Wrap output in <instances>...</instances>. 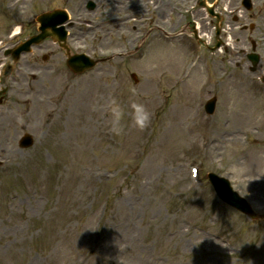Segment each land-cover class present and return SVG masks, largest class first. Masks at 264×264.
<instances>
[{"label": "rangeland", "instance_id": "1", "mask_svg": "<svg viewBox=\"0 0 264 264\" xmlns=\"http://www.w3.org/2000/svg\"><path fill=\"white\" fill-rule=\"evenodd\" d=\"M202 1L118 0L109 8L110 0H0V73L5 50L35 35L36 18L55 10L70 15L72 54L102 61L75 76L65 51L46 40L22 57L7 81L0 115H12L18 126L0 148V264H264L263 108L244 147L225 145V153L217 147L214 160L200 147L210 128L230 132L229 88L201 84L198 73L188 85L180 81L189 43L188 59L219 60L222 77L240 78L245 64L252 75L261 70L253 80L264 101L258 26L264 0H251L250 11L243 0H205L222 18L218 36L217 19ZM230 44L241 46L240 64L226 55ZM160 49L179 54L178 65L153 70L146 59L137 65ZM211 98H217L216 112L207 116ZM113 101L122 112L120 135L110 131ZM133 103L150 113L143 130L133 123ZM240 122L239 128L249 127ZM191 129L202 135L200 143L187 135ZM26 134L34 139L30 149L19 146ZM237 158L247 169L234 167ZM250 160L260 167L248 169ZM210 173L227 178L258 220L219 202Z\"/></svg>", "mask_w": 264, "mask_h": 264}, {"label": "bare ground", "instance_id": "2", "mask_svg": "<svg viewBox=\"0 0 264 264\" xmlns=\"http://www.w3.org/2000/svg\"><path fill=\"white\" fill-rule=\"evenodd\" d=\"M118 0H110L109 2V8H111L112 3H116ZM174 8V7H173ZM115 10V8H114ZM188 14L192 15V12H188ZM198 18L201 17V14L197 16ZM125 24H129L130 22L127 20H124ZM201 25V24H200ZM199 25V26H200ZM258 26L261 29L262 37L264 38V18L260 17L258 19ZM207 27L205 25H202L200 27V36L206 37L207 34ZM186 46L185 48V56H184V62L181 67V75L183 78H181V83L185 85H188L189 82L193 79L195 73L200 74L201 76V84L206 83L207 86H212L213 88L221 87L222 90L228 86V98H229V109L225 113V116L229 118L228 126H226V130H229L230 132H225L226 134L220 130V127L217 128H210L207 130V138L205 139L203 143V147L205 150V153L211 157L212 159L218 158V155L220 154L219 150L217 151V147L220 149L222 153H225L224 146H241L244 147V142L247 139L248 136L252 133V128H256V126L260 123L259 119L261 118L262 114L257 117L256 110L260 108L262 112L264 111V105H263V99H261L259 96H257L258 91L256 84L253 82V79H255L258 76L263 75L262 71L256 72L255 74L249 73V64H245L243 66V70L240 73V78L233 77V79L229 76L222 77V72H224V67H222L219 63V60L215 59L213 61V64L208 63V61H205L204 59L197 58L195 61H192L191 59H188V50L191 49V46L189 43L184 44ZM169 47L175 48L173 44H169ZM241 46L234 47L233 45H225L226 55L230 54V60L232 62L238 61L240 64V60L236 56V52L239 51ZM245 50V49H244ZM146 52V51H145ZM184 52V50H182ZM173 52H163V50L160 49V51L153 50L151 53L146 57H141L140 60L137 62V65H140V62L143 63L145 60V66L156 70L161 66V64H167L171 63L176 64L175 67L180 62L179 54H176V56H171ZM217 58V57H216ZM189 62V63H187ZM238 64V65H239ZM144 65V64H143ZM146 67V68H147ZM239 67V66H237ZM145 68V67H143ZM40 72L37 73L36 76H39ZM51 75V73L47 74ZM216 80L214 83L210 84V80ZM251 79V80H250ZM187 81V82H186ZM183 86V87H184ZM262 100V101H261ZM188 118L191 119L192 123L195 125H200L199 120L197 116L194 114L188 115ZM24 121H27L29 119V109L25 110ZM244 123V125L249 127L239 128L238 123ZM257 123V124H256ZM18 126L17 122L15 121L14 117L12 115L4 114L0 115V148L2 147L3 143L11 142L12 141V131ZM224 126V127H225ZM259 127V126H258ZM206 134V133H204ZM187 135L193 137L194 141L197 143L201 142L202 135L199 137V134L193 131V129L189 130ZM224 149H223V148ZM13 148L8 150V154H10L12 159V156L14 155V151H12ZM223 149V151H222ZM246 150V149H244ZM247 154H245L246 156ZM239 158L235 160L234 167L238 168V166H242L247 169V164L243 161H241ZM13 160V159H12ZM250 164L248 166V169L256 170L260 167L261 163L257 160H250Z\"/></svg>", "mask_w": 264, "mask_h": 264}, {"label": "water", "instance_id": "3", "mask_svg": "<svg viewBox=\"0 0 264 264\" xmlns=\"http://www.w3.org/2000/svg\"><path fill=\"white\" fill-rule=\"evenodd\" d=\"M50 17H53V16L47 15V16L42 17L39 20L42 22V21L46 20V18H50ZM42 24H45V21L42 22ZM40 31H41V34L39 36L32 38L27 43L22 44L19 48L10 52L12 54V57L10 58L9 64L5 70V74H4L5 77H8L13 72L15 64L17 63V61L20 58L22 53L29 52L31 50L32 45L39 44V43L43 42L45 39H47L48 37H52L53 39L58 41L62 47L65 48V46L63 45V42L65 41V33L62 34L60 32V34H57L55 32V29L46 30L45 27L40 28ZM96 64H97V62L90 61L87 58H85L84 56L70 57L69 61H68V66L76 73H83L86 70H91L96 66ZM215 103L216 102H214L212 107H211L212 112L215 108ZM31 145H32L31 139L29 137H26L23 140V146L24 147H30ZM211 178L213 180L215 179L216 182L220 181L213 176ZM219 183L222 185L221 182H219ZM223 190L225 193V197L227 198V200L230 204L236 206L237 208L241 209L245 213H248V214L252 215L253 217H256L253 215V213L251 212V209L245 204V202L242 201L241 199H239L237 197V195L229 192L227 189H223Z\"/></svg>", "mask_w": 264, "mask_h": 264}, {"label": "clouds", "instance_id": "4", "mask_svg": "<svg viewBox=\"0 0 264 264\" xmlns=\"http://www.w3.org/2000/svg\"><path fill=\"white\" fill-rule=\"evenodd\" d=\"M112 127L110 128V131L114 133L115 135H120L123 131V128L120 125V121L122 118V112L120 108L116 105L115 101L112 102ZM132 108L134 110L133 115V123L136 127L143 130L150 122V113L145 109V107L142 104H136L133 103ZM233 171H236V169H233Z\"/></svg>", "mask_w": 264, "mask_h": 264}]
</instances>
